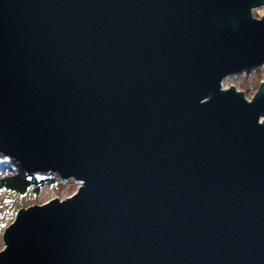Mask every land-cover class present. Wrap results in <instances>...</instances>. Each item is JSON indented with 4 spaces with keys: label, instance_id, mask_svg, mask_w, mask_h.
<instances>
[{
    "label": "water",
    "instance_id": "1",
    "mask_svg": "<svg viewBox=\"0 0 264 264\" xmlns=\"http://www.w3.org/2000/svg\"><path fill=\"white\" fill-rule=\"evenodd\" d=\"M264 0H0V153L76 192L14 213L0 264H264Z\"/></svg>",
    "mask_w": 264,
    "mask_h": 264
},
{
    "label": "rangeland",
    "instance_id": "2",
    "mask_svg": "<svg viewBox=\"0 0 264 264\" xmlns=\"http://www.w3.org/2000/svg\"><path fill=\"white\" fill-rule=\"evenodd\" d=\"M258 13L262 16L264 15V6L252 10V14H255L256 16H258ZM260 67H261L260 71H250L248 73H244L243 71L238 73L237 75L228 76L222 81V86H226V87L227 85H233L234 87L255 86L257 88L258 87L256 86L257 82L253 84L251 82L252 81L254 82L255 80L258 79L264 80V66H260ZM242 82H245L244 86H242L241 84ZM250 83L252 85H250ZM255 87L252 90L244 93L245 98L248 99L253 95L254 91L256 90ZM62 181H69V182L64 185H61L60 182H56L55 185L53 186L45 187L44 189L39 191L40 193L38 194L37 198H35L34 195L29 193L28 191L26 194V199L29 201L28 203H30L28 206L33 204H37V205L42 204L45 201H48L53 198L54 199L58 198L60 200H63L71 196L74 192H76V189L79 186L78 182L72 180L71 178ZM17 202L18 199L13 193L11 194L0 191V235H2V232L4 228L7 226V224H10L11 221L13 220L15 215L14 213H16L19 210V209L17 210L16 208ZM2 248H3V243L0 236V250Z\"/></svg>",
    "mask_w": 264,
    "mask_h": 264
},
{
    "label": "trees",
    "instance_id": "3",
    "mask_svg": "<svg viewBox=\"0 0 264 264\" xmlns=\"http://www.w3.org/2000/svg\"><path fill=\"white\" fill-rule=\"evenodd\" d=\"M261 16L262 15L258 13V17ZM260 69L261 67H252L244 71V73H248L250 71H260ZM251 83H256V86H258V84L260 83V79L255 80L254 82L252 81ZM251 83L250 85H252ZM241 84L242 86H244L245 82H242ZM254 87L244 86L242 87V90L244 91V93H246L247 91L252 90ZM56 182H60L61 185H64L69 181H62L58 179V177L54 173L50 172H26L21 169V167H19L17 163L13 162L12 159L0 153V191L11 194L13 193L17 197V210L24 208L30 204L26 199V194L28 191L29 193L34 195L35 198H37L38 194L40 193L39 191H41L45 187L55 185Z\"/></svg>",
    "mask_w": 264,
    "mask_h": 264
}]
</instances>
